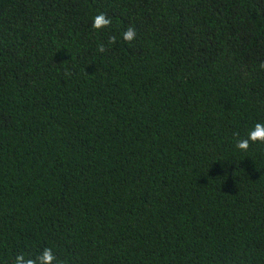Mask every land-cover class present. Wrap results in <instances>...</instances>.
I'll return each instance as SVG.
<instances>
[{
    "label": "trees",
    "instance_id": "16d2710c",
    "mask_svg": "<svg viewBox=\"0 0 264 264\" xmlns=\"http://www.w3.org/2000/svg\"><path fill=\"white\" fill-rule=\"evenodd\" d=\"M261 64L264 0H0V264H264Z\"/></svg>",
    "mask_w": 264,
    "mask_h": 264
},
{
    "label": "clouds",
    "instance_id": "9594fccd",
    "mask_svg": "<svg viewBox=\"0 0 264 264\" xmlns=\"http://www.w3.org/2000/svg\"><path fill=\"white\" fill-rule=\"evenodd\" d=\"M111 24V18L107 17L105 13H100L93 19L92 27L96 30L101 29L102 27H107ZM123 39L131 43L136 36L135 27H129L126 31L123 32ZM116 42L115 37L109 39V44H114ZM98 50L100 52L105 51V46L103 44L98 45ZM261 68H264V64L260 65ZM251 143H264V123L258 122L254 125V128L249 131L247 138L239 139L236 142V148L247 151ZM23 260L22 256L16 258L15 264H21ZM57 257L53 253L51 248L44 249L43 253L36 257L35 259H29L28 264H53V261H56Z\"/></svg>",
    "mask_w": 264,
    "mask_h": 264
}]
</instances>
